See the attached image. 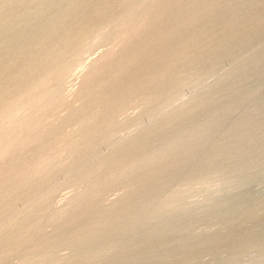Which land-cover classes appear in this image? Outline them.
I'll return each instance as SVG.
<instances>
[{
    "label": "rangeland",
    "instance_id": "rangeland-1",
    "mask_svg": "<svg viewBox=\"0 0 264 264\" xmlns=\"http://www.w3.org/2000/svg\"><path fill=\"white\" fill-rule=\"evenodd\" d=\"M119 1L0 0V264H264V0Z\"/></svg>",
    "mask_w": 264,
    "mask_h": 264
},
{
    "label": "bare ground",
    "instance_id": "bare-ground-1",
    "mask_svg": "<svg viewBox=\"0 0 264 264\" xmlns=\"http://www.w3.org/2000/svg\"><path fill=\"white\" fill-rule=\"evenodd\" d=\"M119 1V0H118ZM136 1V0H135ZM141 1V0H140ZM44 2V1H43ZM105 2V1H104ZM120 2V1H119ZM122 4V3H121ZM178 5V4H177ZM41 6V5H40ZM119 6H120V3H119ZM122 6V5H121ZM68 7V6H67ZM114 7V6H113ZM178 7V6H177ZM89 8V7H88ZM88 8H87V10H88ZM143 8H144V6H143ZM90 9V8H89ZM107 9V8H106ZM122 9V8H121ZM159 9V8H158ZM93 11V10H92ZM74 13V12H73ZM72 15V14H71ZM83 15V14H82ZM85 15V14H84ZM112 16H113V14H112ZM123 16V15H122ZM45 18V17H44ZM90 19V18H89ZM129 19V18H128ZM149 19V18H148ZM7 20V19H6ZM35 20V19H34ZM26 21V20H25ZM58 21V20H57ZM124 21V20H123ZM37 24V23H36ZM35 24V25H36ZM113 25V24H112ZM130 26V25H129ZM100 27V26H99ZM152 27V26H151ZM58 28V27H57ZM108 28V27H107ZM12 29V28H11ZM28 29V28H27ZM67 29V28H66ZM149 29V28H148ZM151 29V28H150ZM67 31V30H66ZM73 31V30H72ZM106 31V30H105ZM138 32V31H137ZM28 33V32H27ZM35 33H37V32H35ZM46 33V32H45ZM101 33V32H100ZM67 34V33H66ZM25 35V34H24ZM48 35V34H47ZM22 38V37H21ZM67 38V37H66ZM129 38H131V37H129ZM19 40V39H18ZM48 40V39H47ZM50 40V39H49ZM89 40V39H88ZM51 41V40H50ZM76 42V41H75ZM95 43H96V41H95ZM50 45V44H49ZM169 48V47H168ZM97 55V54H96ZM131 55V54H130ZM133 57V56H132ZM43 58V57H42ZM160 58V57H159ZM146 67V66H145ZM152 70V69H151ZM160 72V71H159ZM161 73V72H160ZM51 79V78H50ZM160 88V87H159ZM177 88V87H176ZM163 91V90H162ZM168 91V90H167ZM77 97V96H76ZM88 98V97H87ZM90 98V97H89ZM184 98V97H183ZM170 101V100H169ZM14 103V102H13ZM96 112V111H95ZM201 114V113H200ZM190 115V114H189ZM263 115V114H262ZM8 116H10V115H8ZM97 118V117H96ZM200 122V121H199ZM192 126V125H191ZM87 130V129H86ZM23 131V130H22ZM91 132V131H90ZM123 134V133H122ZM29 137V136H28ZM220 137V136H219ZM92 163V162H91ZM94 165V164H93ZM161 165V164H160ZM96 166V165H95ZM169 166H172V165H169ZM109 170V169H108ZM180 170V169H179ZM109 172V171H108ZM181 172V171H180ZM114 173V172H113ZM151 178V177H150ZM140 179H142V178H140ZM143 180V179H142ZM140 187V186H139ZM89 197V196H88ZM4 202V201H3ZM116 206V205H115ZM27 208V207H26ZM144 216V215H143ZM186 216V215H185ZM57 217V216H56ZM56 217H53V218H56ZM189 217V216H188ZM187 217V218H188ZM190 218V217H189ZM24 220H26V219H24ZM187 220V219H186ZM23 221V220H22ZM68 222V221H67ZM141 222V221H140ZM179 222V221H178ZM142 224V223H141ZM178 224V223H177ZM166 225V224H165ZM176 226V225H175ZM26 228V227H25ZM150 229V228H149ZM68 231V230H67ZM28 232V231H27ZM157 232V231H156ZM52 233V232H51ZM157 234H158V232H157ZM52 237V236H51ZM68 238V237H67ZM160 238V237H159ZM30 240V239H29ZM49 252V251H48ZM46 255V254H45Z\"/></svg>",
    "mask_w": 264,
    "mask_h": 264
}]
</instances>
